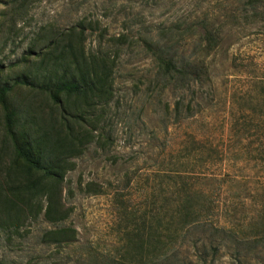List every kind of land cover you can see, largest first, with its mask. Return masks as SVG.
Instances as JSON below:
<instances>
[{
    "label": "rangeland",
    "instance_id": "1",
    "mask_svg": "<svg viewBox=\"0 0 264 264\" xmlns=\"http://www.w3.org/2000/svg\"><path fill=\"white\" fill-rule=\"evenodd\" d=\"M203 22L221 38L206 59L211 80L160 90L145 38H165L172 28L175 52L199 56ZM84 71L102 80L100 92L57 93L56 103L38 87ZM5 86L0 264H92L94 256L120 255L131 236L156 231L182 154L190 189L209 196L214 213L184 231L168 262L264 264V119L253 112L264 110V0H0ZM16 142L47 165L67 164L62 184L28 169ZM49 192L64 221L45 218ZM218 222L236 238L214 239L210 224ZM62 226L76 230L73 242L43 241Z\"/></svg>",
    "mask_w": 264,
    "mask_h": 264
},
{
    "label": "trees",
    "instance_id": "2",
    "mask_svg": "<svg viewBox=\"0 0 264 264\" xmlns=\"http://www.w3.org/2000/svg\"><path fill=\"white\" fill-rule=\"evenodd\" d=\"M200 33V51L199 56L191 55L183 57L178 55L174 49L177 42H174L172 33L177 31L169 28L162 36H149L145 38V45L152 53L156 62L157 75L156 80L160 90L171 88L176 92H182L186 88L208 82L211 80L210 63L206 60L207 57L220 45V34L218 30L213 28L207 22L201 25ZM173 50V52H172ZM81 73L79 76H71L66 80L55 81L50 84H42L38 86L40 89L47 91L56 103L57 93H67L75 95H83L100 92L103 85L102 80L95 74ZM26 83V82H24ZM10 86H5L0 89L2 96L10 90ZM264 99V97H263ZM183 100L178 99L175 102V110L178 112L180 104ZM2 106L5 111L6 121L10 123L11 114L5 101H2ZM187 111L190 110V103L186 104ZM253 112L257 117L264 119V110L257 105ZM15 152L30 170L39 171L47 180H51L54 185L59 186L64 180L66 165L59 164L47 165L40 159L35 158L30 151V144L15 143ZM185 154L176 157L173 162V168L170 175L173 178L172 193L173 199L170 201V206L165 208L164 205L159 206V216L156 231H147L144 235L131 236L128 239L129 245L123 250L120 255H100L92 258V264H172L169 263V252L175 249L177 240L183 236L184 231L192 226L200 224L199 218L202 216L210 217L214 213V207L210 197L200 198L187 183V174L183 169V160ZM87 189V188H86ZM209 199V200H208ZM58 198L53 193H48L47 204L45 206L44 216L50 222L64 221L66 218L65 211L57 210ZM210 202V203H209ZM202 213H204L202 215ZM202 215V216H201ZM213 227L212 237L215 239L219 233L226 237L236 238L237 232L231 230L225 224L217 225L210 224ZM173 228V231H170ZM264 232V228L261 230ZM45 243L68 244L75 240L76 230L71 227H60L55 230H48L43 235ZM261 238L262 235H260ZM214 239L210 243H214ZM241 238L240 240H242Z\"/></svg>",
    "mask_w": 264,
    "mask_h": 264
}]
</instances>
